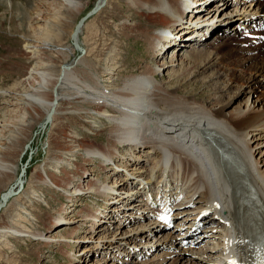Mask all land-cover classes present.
<instances>
[{"label": "rangeland", "instance_id": "374dc122", "mask_svg": "<svg viewBox=\"0 0 264 264\" xmlns=\"http://www.w3.org/2000/svg\"><path fill=\"white\" fill-rule=\"evenodd\" d=\"M103 1L104 3L98 7V4ZM234 1L228 0L227 5L223 6L215 0H177L173 6L180 7L179 3L182 2L183 6L189 10L185 13L179 11L183 21L180 23V28L186 29L185 33L188 31V35L192 31H201L202 27L204 32L209 29H211L210 32H214V27L217 25L229 28L232 35L238 31L231 39H247L243 37L240 27L252 23L253 17L264 22V4L258 6L250 2V7L245 0H238L235 3ZM238 5H246L245 7L248 8L238 9ZM238 17L242 18L243 23L236 27ZM165 19L160 18L158 12L155 14L141 7L134 8L128 0H0V91L28 92L31 80H24L23 73L31 67L39 66L44 69L47 64V67H50L49 71L58 72L65 59L71 61L83 56L87 60L92 58L93 61L90 63L93 65L92 72L100 77L103 87L108 86L111 89L120 87L126 75L139 74L146 67L156 64L159 68L153 80L157 85L165 84L166 87L175 89L179 93H185L206 102L216 94V98L211 101L222 105L227 114L234 113L254 100L256 106L264 107V78L260 79L258 86L255 85L254 88L250 81L248 65L229 66L222 58L221 52L216 50L223 46L230 35L226 32L217 35L211 33L208 37L204 35L206 39L199 37L191 41L187 34L181 35L179 30L175 31L179 26L177 17L167 19L171 25ZM185 20L187 21L184 22ZM225 20L228 21L224 25H219L220 21ZM81 21L80 29L75 37V43L79 46L76 48L72 33L77 30ZM161 23H164L163 26ZM160 27H163L161 31L163 39L172 32L175 35L171 34V36L180 37L172 40L178 41L181 48L178 47L176 51L172 50V47L160 49L159 46L157 50L154 45L149 47L144 39H150V37L145 36H151L152 30ZM231 29H233L232 32ZM250 30L252 31V28ZM199 41L203 42L198 44ZM27 44L35 46V55L28 52L30 48H26ZM160 51L163 57L157 55ZM193 51L198 53V58ZM243 54L249 55L247 52ZM109 75L114 78L112 87L109 86L112 80ZM62 102L58 105L60 110L65 107L63 105L65 101ZM78 102V99H75L71 101L72 104L69 103V106L82 108L79 114L82 113L83 119L76 116H71L70 119L57 117L51 123L49 117L47 119L33 118L26 100L17 107L9 108L0 95V141L5 147L15 148L6 155L3 154V158L6 156L4 159L7 160L5 162L9 165L11 163L14 168L9 172L10 174L7 172L8 176L6 174L7 177L0 183V202H2L0 225L12 226L19 216L24 220L20 222V225L26 226L28 230L44 236L59 235L58 237L64 239L57 243L43 242L41 239L29 236L5 235L0 239V264H101L98 263L99 260L111 261L113 256L124 258V254L119 253L122 250L119 245H124L123 243L131 246L128 250L130 254L127 252L126 259L120 260L119 264H139L143 260L154 258L156 254L160 255L165 250L160 246L161 243L166 242L162 240L166 232L162 230L161 222L160 230H153L151 222L154 219L148 222L146 214L143 216L133 212L136 218L128 217L127 220L126 215L122 214L125 211L127 214L132 211L128 206L134 205L135 199L129 198L137 195L135 190L126 197L120 193L122 183L123 186H127L126 182H128L127 175L122 174L124 171L120 168L110 171L108 169L115 166L110 164L106 168L100 163L99 158L91 157V160H86L83 155L85 154L83 151L90 146L106 148L108 139L106 131L109 123L101 118L94 121L93 118L86 119L84 105L85 108L88 106L93 109V107ZM92 109L89 113H92ZM70 134L76 135V138H68ZM252 143H258L255 158L262 164L264 135L256 142L252 140ZM119 146L120 151L125 154L122 146ZM73 149L75 152L72 151ZM144 157L146 160V156ZM57 159L62 161L57 162ZM149 165V159L148 161H131L127 164L126 170L128 173L141 172L138 169L140 166L147 168ZM20 174L22 176L21 182L17 185L19 187L12 190L3 200L2 193L9 191L10 185L19 179ZM46 176L53 178L52 180L58 185L63 184L62 187L64 184L70 182V184H76L80 181L83 185L96 187L99 181H103L114 186L119 195L113 193L111 198L105 200L99 194L86 192L78 194L71 202L68 199L70 196L61 188L38 182L40 177ZM131 183L128 184L130 191L134 189ZM144 183L143 180L141 182L143 191L147 187V183L146 185ZM145 206L143 205L142 209ZM79 213L81 215L96 214L98 223L101 225L93 224L91 231L86 234L83 232L85 229L82 228L78 230L77 235L72 234V227L80 218L76 216ZM133 214L130 213L132 216ZM56 216L63 217L61 220L66 223H59V220L54 222L53 218ZM139 217L145 218L137 219ZM138 227V230H144L143 237L133 243L134 230ZM153 235L155 240H151ZM77 238L82 239L81 242L76 241ZM201 242L205 243L206 239L204 238ZM139 243L142 244L139 245ZM204 243L203 245L201 243L199 247L184 245V248L191 253L201 247L204 248L206 246ZM84 247L90 250L82 252ZM144 247L149 250L145 253L140 252ZM139 255L143 256L138 258ZM190 264L212 263L206 256H194Z\"/></svg>", "mask_w": 264, "mask_h": 264}, {"label": "bare ground", "instance_id": "6f19581e", "mask_svg": "<svg viewBox=\"0 0 264 264\" xmlns=\"http://www.w3.org/2000/svg\"><path fill=\"white\" fill-rule=\"evenodd\" d=\"M128 1L133 4L134 8L139 9L141 7L155 14L158 12L159 17L166 18L165 20L170 17H177L179 26L175 31L179 30V33H185L186 29L180 28V23L183 21L179 11L185 13L188 9L183 6L182 2L179 3L180 7H175L173 5L177 0ZM215 2L226 6L228 0H215ZM249 2L258 6L264 4V0H249ZM103 3L104 1L99 3L98 7ZM200 3L201 1L198 5ZM238 6V9L248 8L245 7L246 5ZM253 20L252 23H246L247 25L242 27V18L238 17L235 23L236 27L241 26L240 31L247 29L252 35L249 39L243 35L247 39H231L238 31L232 35L230 32L227 33L226 28L217 25L214 27V32L215 34L226 32L227 35H230L223 46L216 48V50L221 52L222 58L227 61L229 66L243 67L248 65L250 81L255 88L258 86L259 80L264 78V42L257 41L255 32L250 30L252 24L257 25L263 21L254 19V17ZM167 21L171 25V22ZM227 21H220L219 25H224ZM161 24L163 26L164 23ZM162 30L163 27L156 28L152 30L151 36H145L150 37V39H144L149 47L154 45L156 50L159 46L160 49L172 47V50H175L176 47L181 48L178 41L172 40L180 37L171 36V34L175 35L172 32L163 39ZM202 30L192 31L189 35L187 31L185 34L188 35L189 39H192L191 41L197 40L199 37L206 39ZM77 32L74 35L76 48L79 47L75 43ZM46 44L48 43L46 42ZM27 45L26 48H30L28 52L35 55V46ZM245 52L249 55L244 56L243 53ZM193 53H196L198 58V53L195 51ZM157 55L163 57L161 51ZM172 57L175 58V56ZM92 61V58L87 60L83 56L71 61L65 59L61 64L63 68L60 67L58 72L49 71L50 67H47V64H45L46 68L44 69L33 66L25 71L24 75L22 74L24 80H31L28 92L18 93L3 90L0 91V95L9 108L11 106L17 107L18 104L26 100L33 118L44 117L47 119L49 117L51 123L57 117L60 119L67 117L70 119L71 116L82 118V113L79 114L82 108L69 106L71 101L78 99L79 102L93 107V109L88 106L85 108L84 105V117L86 119L93 118L94 121L101 118L109 123L106 131L108 138L106 148L100 149L97 146L86 148L83 151L86 160L97 157L106 168L110 164L115 166L114 168L110 167L108 169L110 171L117 168L122 169L124 171V173L121 171L122 174L127 175L126 180H128L127 186H123L122 183V187H120V193L125 197L134 190L142 197L143 185L141 182L144 180L147 183L150 199L140 198L143 201L134 202V205L128 206L129 209L136 207L135 211L140 212L138 214L149 215L148 205H161L158 210L154 211L163 212L165 208L173 209V216L178 219L174 229L169 230L162 238L166 242L161 243L160 246L164 247L165 250L160 255L156 254L154 258L143 260L139 264H163L167 262V264H190L194 256H206L212 264H261L264 261V162L261 164L255 158L258 143L253 144L252 140L256 142L257 139L263 138L264 107L256 106L254 100L234 113L227 114L222 105L211 101L216 98V94L206 102L203 99L179 93L175 89L166 87L165 84L157 85L153 80L159 68L156 64L148 65L149 67H146L139 74L126 75L127 77L120 87L112 89L108 86V88L103 87L100 83V77L92 72L93 65L90 64ZM101 71L103 72V69ZM112 76L109 75V78ZM113 79L110 80L109 86L111 87ZM61 102L65 107L60 110L58 105ZM91 109L92 113H89ZM68 138L75 139L76 135L73 134ZM119 145L122 146L125 154L120 151ZM13 149H15L13 146L5 147L0 141V183L14 168H12L11 163L9 165L8 162H5L6 156L3 158V154L6 155ZM72 151L75 152L74 149ZM126 155L129 156L125 157ZM144 156H146V160ZM148 159L150 165L147 168L140 166L138 169L141 172H127V164L131 161H148ZM61 161L62 159L60 161L57 159V162ZM21 176L22 174L17 177L20 179ZM52 177L55 178V176ZM52 179L47 176L45 178L40 177L38 182L61 188L70 196L68 199L71 202L75 196L86 192L99 194L105 200L111 198V194L117 193L114 186L103 181H99L96 187L88 186V184L83 185L81 181L76 184H70L69 181V184H64L62 187L63 184L58 185ZM130 182L134 187L132 191L129 190L128 184ZM17 185L16 179L10 188L14 190ZM117 195L119 194L117 193ZM116 199L119 198L116 197ZM1 204L2 202H0ZM143 205L146 206L142 209ZM61 210L63 209L61 208ZM98 211L101 210L98 209ZM133 212L134 210L130 213L133 214ZM130 213L127 214L125 211L122 214L126 215V220L128 217L136 218L134 214L132 216ZM76 216L80 218L77 219L78 223L72 227L71 233L74 235H77L81 228L85 229L83 232L86 234L91 231L93 224L101 225L98 223L96 214L81 215L79 213ZM61 219L63 217L56 216L53 221L59 220V223H66L62 222L64 220ZM21 221L24 220L18 216L15 223L11 222L14 223L12 226L9 224L0 225V239L5 235H20L21 237L29 236L34 239H41L43 242L60 243L64 240L62 237H58L59 235L44 236L41 233L32 232L26 226L20 225ZM72 223L74 222L72 221ZM151 223L153 230L162 227L155 219ZM138 229L139 227L134 230L133 243L143 237L142 232L144 230ZM205 237H209L204 243L206 246L191 253L181 244L182 238H188L198 243L201 238L203 240ZM81 240L76 239L80 242ZM227 241L229 244L231 243V246H234L232 252L230 249H223L226 247ZM123 244L119 245L122 249L119 253L124 254L125 258L131 246L126 245L127 243ZM144 244L146 245L145 241ZM92 249L97 251V249ZM89 250L84 247L82 252ZM148 250L149 248L144 247L140 252L145 253ZM124 258L122 259L124 260ZM122 259L113 256L111 261L103 259L99 260L98 263L119 264Z\"/></svg>", "mask_w": 264, "mask_h": 264}, {"label": "water", "instance_id": "95a60500", "mask_svg": "<svg viewBox=\"0 0 264 264\" xmlns=\"http://www.w3.org/2000/svg\"><path fill=\"white\" fill-rule=\"evenodd\" d=\"M82 21H83V19H82ZM82 21L80 22V24H79V26L77 27V30H76L75 32H77V31L80 29L79 27L81 26ZM75 32L72 33V37H73V38H74ZM23 168H24V167H22V169H23ZM20 175H21V174H20ZM17 181H18V183H20V182H21V179H18ZM11 191H12V189L10 188L9 191H7L6 193H3L4 195L2 196V199L5 200L6 197H7L8 195H10Z\"/></svg>", "mask_w": 264, "mask_h": 264}, {"label": "trees", "instance_id": "16d2710c", "mask_svg": "<svg viewBox=\"0 0 264 264\" xmlns=\"http://www.w3.org/2000/svg\"><path fill=\"white\" fill-rule=\"evenodd\" d=\"M209 261H211L210 259H208Z\"/></svg>", "mask_w": 264, "mask_h": 264}]
</instances>
